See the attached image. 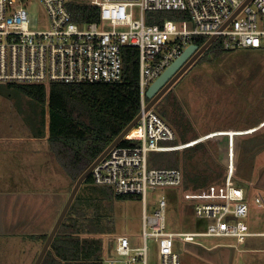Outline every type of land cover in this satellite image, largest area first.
Masks as SVG:
<instances>
[{"label": "built area", "instance_id": "1", "mask_svg": "<svg viewBox=\"0 0 264 264\" xmlns=\"http://www.w3.org/2000/svg\"><path fill=\"white\" fill-rule=\"evenodd\" d=\"M46 25L31 29L24 0H0V82L22 84L116 83L123 78V49L137 50L141 117L124 139L132 146H115L91 171L96 186H109L115 195L142 201V244L132 246L118 235L102 264H180L175 240L196 242L203 237L244 240L255 234L244 189L233 181V154L223 184L198 188L185 197L204 222L199 231L168 229V192L154 212L147 213V191L183 187V173L175 168H151V152L182 148L166 145L176 134L154 108L144 111L145 91L151 82L195 39L214 36L225 51L260 49L264 40V0H37ZM76 3L96 7L98 19L78 23ZM173 12V18L159 15ZM213 41V42H214ZM187 147V146H186ZM154 246L153 263L148 241Z\"/></svg>", "mask_w": 264, "mask_h": 264}, {"label": "rangeland", "instance_id": "2", "mask_svg": "<svg viewBox=\"0 0 264 264\" xmlns=\"http://www.w3.org/2000/svg\"><path fill=\"white\" fill-rule=\"evenodd\" d=\"M24 1L28 4L31 29L36 30L46 25L45 14L38 1ZM0 88L7 93L5 98L1 97L6 108V121L10 120L9 115L12 113L16 118L13 122L17 124L13 130L26 133L27 128L17 112L13 113V109L16 110L13 102L23 95L9 90L2 82ZM157 104L154 106L156 112L163 106L168 108L171 118L176 117L178 121L190 122L186 127L188 140L182 141L178 129L169 119H165L175 131V146L182 147L175 149L180 161L178 169L182 171V153L185 148L198 143L206 146L205 150L194 155L191 161L193 171L208 169V174L212 175L215 172L217 176H213L209 183L203 186L207 188L205 190L214 188L213 192L216 193L223 184L229 165V150L232 149L233 181L246 193L250 207V216L246 223L255 234L244 240L203 237L190 243L176 239L180 264H264V146L258 151L260 142L264 141V40L260 49H236L227 51L217 58L203 54L180 76ZM24 107L22 104L19 108H23L24 115H27ZM255 128L258 129L243 134ZM217 132L226 133L211 135ZM251 144L256 145L255 150L243 152L246 150L245 147ZM49 155L51 156V153ZM53 162L55 168L58 167L55 159ZM60 173L64 180H70L72 189L74 182L64 172ZM97 188L101 190V187ZM167 192L168 190L160 188L147 191L146 205L149 215L154 212L158 198ZM79 193L83 196H98V207L88 208L87 214H97L110 223L111 229L108 232L94 235L102 238L103 254L106 250L110 251L114 238L118 235L127 236L132 246L142 244L143 206L140 198L108 199L105 198L104 192H93L92 186H85ZM168 193L172 194L171 203L169 200L171 211L167 215L168 229L202 230L204 222L190 210V202L193 200L189 201L191 199L185 197L187 194L193 195L194 191L184 190L182 187ZM69 194L70 192L65 202ZM148 246L149 259L153 263L152 240L148 241Z\"/></svg>", "mask_w": 264, "mask_h": 264}, {"label": "trees", "instance_id": "3", "mask_svg": "<svg viewBox=\"0 0 264 264\" xmlns=\"http://www.w3.org/2000/svg\"><path fill=\"white\" fill-rule=\"evenodd\" d=\"M159 15L173 18L174 13L163 12ZM73 19L78 23L97 21V9L76 3L73 7ZM206 40V37H198L195 39V43L200 47ZM225 52L227 51L221 48L220 41L216 40L207 48L204 56L210 54L217 58ZM5 86L30 100L32 109L27 111L25 118L29 122L33 135L44 137L48 131L47 141L50 150L63 172L73 182L141 111L138 56L136 48L133 47L123 49V78L120 82L8 83ZM0 93L7 96L4 89L0 88ZM144 101L146 104L149 102L145 96ZM34 106L37 110L34 109ZM158 106L159 104L156 107ZM158 112L162 119H169L178 129L182 141L188 140L186 127L190 122L178 121L176 117L171 118L168 108L163 106L159 107ZM175 143L173 141L164 144L175 145ZM135 144L136 142L133 140L123 139L117 146ZM255 146V144H251L245 147L246 150L243 152H251V150H255ZM263 146L264 141H261L258 151ZM205 148L203 143H198L193 147L185 148L182 153L184 190H197L206 186L211 178L216 176L215 172L212 175L208 174V169L193 171L191 168L194 155L203 152ZM178 156L176 150L151 152L148 156V164L151 168L178 169L180 166ZM85 186H92L93 192H104L105 198L108 199L135 198L115 195L109 186L94 185L91 175L84 180L79 191ZM97 187H101V190H98ZM79 191L41 264H102L103 241L102 238L94 235L108 232L111 226L99 215L87 214L88 208L98 207V196H83ZM46 237L47 235L39 236V239L44 242Z\"/></svg>", "mask_w": 264, "mask_h": 264}, {"label": "crops", "instance_id": "4", "mask_svg": "<svg viewBox=\"0 0 264 264\" xmlns=\"http://www.w3.org/2000/svg\"><path fill=\"white\" fill-rule=\"evenodd\" d=\"M4 96L0 93V264H33L44 243L39 236L51 231L71 191L70 180L63 179L59 164L55 168L48 131L44 137L33 135L23 108H19L23 104L30 111V100L22 96L13 102V113L17 112L27 128L23 134L13 130L17 124L12 113L6 121ZM168 197L171 202L172 195L168 193Z\"/></svg>", "mask_w": 264, "mask_h": 264}, {"label": "water", "instance_id": "5", "mask_svg": "<svg viewBox=\"0 0 264 264\" xmlns=\"http://www.w3.org/2000/svg\"><path fill=\"white\" fill-rule=\"evenodd\" d=\"M215 37L212 36L206 40L202 46L191 44L187 46L184 51L174 59L161 73L155 78L145 91V97L149 100L144 111L154 108L158 101L167 93L173 84L180 78V76L193 64V62L202 56L207 48L213 43ZM141 117V112L130 122L125 129L114 139V141L100 154V156L76 179L70 194L64 203L56 221L47 235L35 261L33 264H41L51 242L53 241L62 221L64 220L77 192L79 191L84 180L91 174L92 169L113 149L117 144L123 140L126 135L136 126Z\"/></svg>", "mask_w": 264, "mask_h": 264}, {"label": "bare ground", "instance_id": "6", "mask_svg": "<svg viewBox=\"0 0 264 264\" xmlns=\"http://www.w3.org/2000/svg\"><path fill=\"white\" fill-rule=\"evenodd\" d=\"M237 134H242V133H237Z\"/></svg>", "mask_w": 264, "mask_h": 264}]
</instances>
